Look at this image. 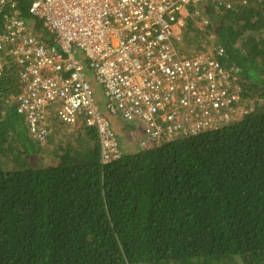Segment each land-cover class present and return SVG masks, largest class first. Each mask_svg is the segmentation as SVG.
I'll list each match as a JSON object with an SVG mask.
<instances>
[{
	"label": "trees",
	"instance_id": "trees-1",
	"mask_svg": "<svg viewBox=\"0 0 264 264\" xmlns=\"http://www.w3.org/2000/svg\"><path fill=\"white\" fill-rule=\"evenodd\" d=\"M222 1L232 7L208 6L211 29L225 63L242 69L250 110L216 131L103 165L97 129L79 127L59 163L34 167L32 155L67 135L44 145L34 139L11 99L20 90L18 69L7 68L0 264H264V0ZM20 3L32 20L28 2ZM199 34L189 17L184 42L199 48Z\"/></svg>",
	"mask_w": 264,
	"mask_h": 264
},
{
	"label": "built area",
	"instance_id": "built-area-1",
	"mask_svg": "<svg viewBox=\"0 0 264 264\" xmlns=\"http://www.w3.org/2000/svg\"><path fill=\"white\" fill-rule=\"evenodd\" d=\"M205 1L26 0L30 20L20 0H0V77L17 67L11 99L34 139L95 128L106 165L125 154L114 118L141 125L142 148L240 121L250 110L245 79L197 9ZM189 17L201 31L193 51L183 36Z\"/></svg>",
	"mask_w": 264,
	"mask_h": 264
},
{
	"label": "rangeland",
	"instance_id": "rangeland-1",
	"mask_svg": "<svg viewBox=\"0 0 264 264\" xmlns=\"http://www.w3.org/2000/svg\"><path fill=\"white\" fill-rule=\"evenodd\" d=\"M211 5H215V4L211 0H206L205 3L200 5L197 9L200 10L201 14H204L207 19H210L212 15L207 12V8H208V6H211ZM210 23H211V26H210V29H211L212 26H213V23H212L211 19H210ZM193 47H191V46L188 47L187 46V49H189V51L200 49V46H199V48H197L196 45L193 46ZM97 94H98L99 98H102L101 97L102 93H101L100 88L97 89ZM114 128H115V126H114ZM115 130H116V128H115ZM57 133H58V130L55 131V134H57ZM119 136H120V138L124 137V136H122L120 134H119ZM70 140H71V137H65V138H63L62 141L58 140L57 138H54V141H52V144L49 143V144L45 145V147L42 150V152H40L38 154H35V155H32L30 157V163L34 167L52 166V165H55V164L59 163L62 160V155H63L62 154V149H63L62 147L67 142H69ZM142 140L146 141L147 138L143 134H140L139 135V142L137 144L134 141L133 137H131V139H129V143L132 142V144H136L139 148H142V146L140 144ZM120 142H121V145L125 144V143H123L125 141H123V140L121 141V139H120ZM122 148H123V146H122Z\"/></svg>",
	"mask_w": 264,
	"mask_h": 264
},
{
	"label": "crops",
	"instance_id": "crops-1",
	"mask_svg": "<svg viewBox=\"0 0 264 264\" xmlns=\"http://www.w3.org/2000/svg\"><path fill=\"white\" fill-rule=\"evenodd\" d=\"M112 122L117 130L118 135L120 134L124 136L121 138L119 136L121 141H125L123 142L125 144L122 145L124 151L126 153H130L137 150L139 147L136 144L139 142V135L143 134L141 125L137 123H127L120 118H114L112 119ZM131 137L134 138L136 144H132V142L129 143V139H131Z\"/></svg>",
	"mask_w": 264,
	"mask_h": 264
}]
</instances>
